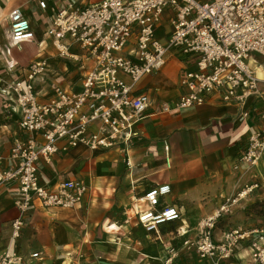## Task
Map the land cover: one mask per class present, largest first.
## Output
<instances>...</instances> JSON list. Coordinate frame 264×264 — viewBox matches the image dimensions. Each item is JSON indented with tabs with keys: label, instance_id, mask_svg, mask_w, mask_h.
Here are the masks:
<instances>
[{
	"label": "built area",
	"instance_id": "obj_1",
	"mask_svg": "<svg viewBox=\"0 0 264 264\" xmlns=\"http://www.w3.org/2000/svg\"><path fill=\"white\" fill-rule=\"evenodd\" d=\"M36 1L47 16L44 34L55 55L80 68L82 83L78 91L56 85L49 99L41 101L35 82L48 71L47 58L41 57L0 85V95L10 103L0 117L3 111L16 115L22 133L10 149L16 165L0 167V184L17 183L12 245L0 251V264H45L42 251L23 252L16 244L28 211L74 208L89 186L67 178L49 188L40 181V163H49L67 146L82 144L95 151L129 146L137 135L134 125L153 102L148 90L137 91L135 85L160 71L169 52L193 66L179 75L174 103L158 102L154 114L199 106L216 96L241 106L239 119H244L248 99L257 95L258 78L249 60L252 54L264 59V0H94L82 5L76 0ZM165 19L169 29L162 39L158 33ZM8 39L9 46L35 41L31 22L20 7L8 13ZM263 153L264 104L238 159L255 166ZM257 187L258 182L244 186L197 221L194 236L183 243L194 248L200 261L184 264H264L263 224L230 225L215 234L232 208ZM169 193L168 183L147 188L135 200L134 218L127 216L124 224L134 221L158 237L160 226L182 219L178 206L162 202ZM180 229L175 227L177 235H182ZM175 260V248L165 249L161 264Z\"/></svg>",
	"mask_w": 264,
	"mask_h": 264
},
{
	"label": "crops",
	"instance_id": "obj_2",
	"mask_svg": "<svg viewBox=\"0 0 264 264\" xmlns=\"http://www.w3.org/2000/svg\"><path fill=\"white\" fill-rule=\"evenodd\" d=\"M93 1L76 0V4ZM13 7H20L30 20L35 41L9 46L8 13ZM46 25L47 16L36 0H0V85L20 74L29 61L45 57L48 71L43 80L35 82L41 101L49 99L56 85L78 91L82 83L80 68L55 55L51 39L44 34ZM168 29L165 19L158 37L164 39ZM249 61L258 78L257 95L248 99L249 113L244 119H239L241 106L223 102L216 96L199 106L154 114L158 102L174 103L179 93V75L193 66L190 60L169 52L160 71L145 76L135 85L137 91L148 90L153 102L145 117L134 125L137 135L129 146L97 151L82 144L67 146L55 153L49 163H40L39 178L45 186L54 188L62 179L77 178L89 188L74 208L29 210L16 243L18 249L42 251L45 264H157L165 257L163 238H172L175 227L180 226L185 236H192L201 217L211 215L225 198L252 184L256 173L264 179V153L260 167L238 159L243 141L257 124L258 111L264 104V59L252 54ZM12 63L14 69L9 68ZM70 68L78 70L77 83L61 75ZM125 79L129 81L128 77ZM9 106L0 95V111ZM21 137L16 115L3 111L1 168L16 165L10 149ZM162 183L170 185V193L162 202L178 206L182 219L160 226L158 237L146 233L134 221L124 224L127 216L134 218L135 200L150 186ZM260 188L258 184L250 192L252 202L264 198ZM16 193L15 181L0 184V251L12 245L10 224L17 214L13 204ZM243 225L247 226V222ZM138 233L143 235L145 244L137 241ZM187 261L200 260L196 256L194 261L184 263Z\"/></svg>",
	"mask_w": 264,
	"mask_h": 264
},
{
	"label": "rangeland",
	"instance_id": "obj_3",
	"mask_svg": "<svg viewBox=\"0 0 264 264\" xmlns=\"http://www.w3.org/2000/svg\"><path fill=\"white\" fill-rule=\"evenodd\" d=\"M2 32L4 33L3 30ZM75 51H79V50H75ZM68 70L69 72H66V74L64 73L61 75H63L66 80H70L73 83H77L80 77V75L78 74V70L76 68H70ZM257 165L259 167L262 166L263 165L262 160L258 162ZM257 165L252 166V167H256ZM259 176L260 174L256 173L257 178H255L254 182H258L259 187L261 185V188L259 191L264 192V179L263 178L261 179ZM251 194L252 193H250L247 196V199H244L243 201H241L239 204L235 205L232 208L231 213H229L226 216L222 224L221 223L219 224L218 226L219 228L215 230V234L219 233L220 228L230 226V224H234V223L243 224L247 222V226L252 225V224H263L264 225V198L261 200L252 202ZM184 234L185 233L182 234L183 236H180L174 233L171 236L172 238L170 239L167 236L163 238V243L166 244L165 249H168L169 247L175 248V252H176V260L174 261L175 264H183L185 260L194 261L196 258L194 248L186 247L187 245L183 243V241L186 239H192L195 233H193L192 236L186 235L187 237ZM136 239L141 245L145 244L143 235L141 233L140 234L138 233V236L136 237ZM161 260H163V257ZM161 262L162 261H159V263L157 264H161Z\"/></svg>",
	"mask_w": 264,
	"mask_h": 264
},
{
	"label": "bare ground",
	"instance_id": "obj_4",
	"mask_svg": "<svg viewBox=\"0 0 264 264\" xmlns=\"http://www.w3.org/2000/svg\"><path fill=\"white\" fill-rule=\"evenodd\" d=\"M183 234V233H182Z\"/></svg>",
	"mask_w": 264,
	"mask_h": 264
}]
</instances>
